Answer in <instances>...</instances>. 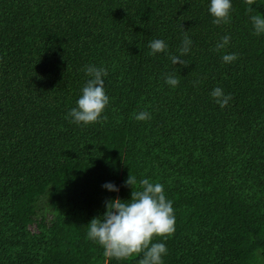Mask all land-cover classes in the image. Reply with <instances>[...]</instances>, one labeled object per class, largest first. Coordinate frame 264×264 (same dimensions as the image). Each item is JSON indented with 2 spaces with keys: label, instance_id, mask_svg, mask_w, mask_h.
Instances as JSON below:
<instances>
[{
  "label": "trees",
  "instance_id": "16d2710c",
  "mask_svg": "<svg viewBox=\"0 0 264 264\" xmlns=\"http://www.w3.org/2000/svg\"><path fill=\"white\" fill-rule=\"evenodd\" d=\"M207 7L0 0V264H137L142 252L108 259L86 235L105 202L130 198L128 175L172 201L174 233L150 241L165 244L163 264H264V35L249 22L264 0H232L227 24ZM183 35L184 65L149 55L153 39L176 54ZM226 53L237 59L223 63ZM90 64L107 70L109 104L83 126L66 116ZM216 87L231 97L224 108ZM140 110L151 119L135 120Z\"/></svg>",
  "mask_w": 264,
  "mask_h": 264
},
{
  "label": "clouds",
  "instance_id": "9594fccd",
  "mask_svg": "<svg viewBox=\"0 0 264 264\" xmlns=\"http://www.w3.org/2000/svg\"><path fill=\"white\" fill-rule=\"evenodd\" d=\"M232 0H208L207 11L212 17L213 24H227L230 22ZM254 34L264 35V16L257 13L249 16ZM230 37L224 35L215 44L217 50L228 45ZM192 45L191 39L183 35L176 54L168 52V45L163 39H153L149 42V55L163 53L172 65H184L183 57L189 53ZM237 59L235 53H226L221 56L225 64ZM88 77L80 89V95L66 118L77 125L87 126L100 123L103 119V111L109 104V97L105 92V77L107 70L101 66L88 65L84 69ZM164 84L169 88H175L179 80L175 74H166ZM213 102L220 108H224L230 100V95L223 89L216 87L210 91ZM137 121L151 119L148 111L140 110L134 114ZM130 186V198L127 200L111 199L105 202V211L102 215L93 217L87 223V238L102 248V255L108 259L126 260L131 256L143 253L137 264H163V258L167 255L164 243H150L154 236L167 238L175 231V214L172 201L164 192V185L159 182L128 175L123 182ZM136 186V190L132 187ZM109 192H117L119 189L111 182L101 186ZM107 264V260L105 261ZM259 264V261H257Z\"/></svg>",
  "mask_w": 264,
  "mask_h": 264
}]
</instances>
